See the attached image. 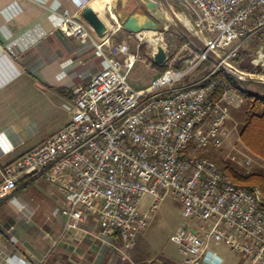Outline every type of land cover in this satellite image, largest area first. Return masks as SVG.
Returning <instances> with one entry per match:
<instances>
[{
	"label": "built area",
	"instance_id": "2783aa9c",
	"mask_svg": "<svg viewBox=\"0 0 264 264\" xmlns=\"http://www.w3.org/2000/svg\"><path fill=\"white\" fill-rule=\"evenodd\" d=\"M28 1L45 7L49 0ZM173 1L206 47L232 66L238 43L264 32V0ZM112 16L116 28L106 24L109 32L100 38L70 10H51L54 26L93 50L104 68L76 90L65 129L2 169L0 200L16 191L21 178L41 176L58 184L65 200V232L93 220L129 250L171 194L182 203L186 221L171 241L186 264H202L212 242L240 254L241 264H264L261 188L240 186L209 158L185 154L194 141L196 150L222 149L233 132L226 126L231 111L242 107L243 98L232 87L216 97L215 80L167 90L209 59L199 51L186 69L168 70L146 91L135 90L121 72L122 46L115 36L123 26ZM139 58L129 55L124 66L131 69ZM252 64L264 66V46ZM251 165L247 159V174Z\"/></svg>",
	"mask_w": 264,
	"mask_h": 264
},
{
	"label": "crops",
	"instance_id": "0c3cea01",
	"mask_svg": "<svg viewBox=\"0 0 264 264\" xmlns=\"http://www.w3.org/2000/svg\"><path fill=\"white\" fill-rule=\"evenodd\" d=\"M102 0H49L44 7L28 0H0V181L1 171L49 141L71 120L75 92L104 68L103 59L66 37L50 20L51 10H70L82 18L92 5L111 11ZM119 60L128 75L140 56L137 35L120 32ZM129 55H139L131 69ZM155 63V62H154ZM148 64V61H147ZM159 78L163 65L152 66ZM147 86L133 87L146 91ZM232 113L226 126L231 129ZM65 206L58 184L41 176L23 177L15 192L0 200V264H115L119 240L104 234L93 220L65 232ZM240 261L239 264H241Z\"/></svg>",
	"mask_w": 264,
	"mask_h": 264
},
{
	"label": "rangeland",
	"instance_id": "374dc122",
	"mask_svg": "<svg viewBox=\"0 0 264 264\" xmlns=\"http://www.w3.org/2000/svg\"><path fill=\"white\" fill-rule=\"evenodd\" d=\"M150 1L154 0H115L110 13L104 8L106 12L101 13L100 17L105 24L116 28L117 25H115L111 18L112 14L115 15L119 24L123 25L122 22L134 13L149 15L147 3ZM168 1L174 12L180 18L186 20L184 12L177 6L176 2L173 0ZM124 31V28H121L117 32L115 36L117 44L119 43L116 39L118 33ZM151 38H160L161 42L159 46L151 43ZM137 39L141 57L153 61V55L159 47H162L167 52V60L162 70L163 73L168 70L181 71L186 69L198 54L196 49L171 24L162 27L157 32H151V34L150 32H143L141 35H137ZM238 44L241 46L240 53L242 54L232 62L233 66L240 71L243 70L242 72L244 73L264 76V66H254L252 64V61L257 57V51L264 46V32L243 39ZM216 67L217 69L213 65H203L202 63L188 77L180 83L167 88V90L195 85L200 81H207L211 78L212 72L215 73L221 69L217 65ZM209 73L211 74L209 75ZM232 76L240 82L239 87L242 90L258 94L264 98V84L250 83L242 81L234 75ZM156 79L157 77L153 76L152 67L147 64L146 60L138 61L128 75L129 84L135 88L141 85L147 86L152 84ZM231 113V129L233 132L222 149L215 150L209 148L203 151L196 150V142L194 141L185 154L199 158L212 156L221 163H228L241 176H249L258 171H264V162L250 154L240 142V131L245 120L244 107L232 109ZM247 159L252 160L249 174H247L248 169L245 168ZM149 203V199H144L142 205L144 212L147 210ZM185 223L182 203L171 194H167L161 201L159 208L148 221L146 228L134 239L133 247L129 250L115 252V259L119 261V263L116 262L115 264H186L178 247L171 241V237ZM117 244L121 249H124L122 242ZM242 260V256L232 251L228 245L212 242L204 256L202 264H239Z\"/></svg>",
	"mask_w": 264,
	"mask_h": 264
},
{
	"label": "water",
	"instance_id": "95a60500",
	"mask_svg": "<svg viewBox=\"0 0 264 264\" xmlns=\"http://www.w3.org/2000/svg\"><path fill=\"white\" fill-rule=\"evenodd\" d=\"M149 15L134 13L130 15L122 26L125 31L134 35H141L143 32H157L166 25H173L177 31L191 44L197 51L208 55L219 68L229 75H234L242 81L250 83L264 84V76L244 73L234 66L226 63L218 54L210 51L204 42L186 25H184L178 15L172 9L168 0H154L147 3ZM169 17L170 20L167 18ZM82 18L93 28L98 37L103 38L109 30L101 19L100 15L94 11L90 5L84 8ZM167 60V52L162 48H157L153 55V61L157 65H163Z\"/></svg>",
	"mask_w": 264,
	"mask_h": 264
},
{
	"label": "trees",
	"instance_id": "16d2710c",
	"mask_svg": "<svg viewBox=\"0 0 264 264\" xmlns=\"http://www.w3.org/2000/svg\"><path fill=\"white\" fill-rule=\"evenodd\" d=\"M197 51V50H196ZM198 52V51H197ZM242 53L239 54V57ZM238 57V58H239ZM236 60V59H235ZM148 64L156 66L155 63L147 59ZM213 65L217 69L216 64L208 59L203 62V65ZM253 67V66H252ZM164 68V66H163ZM242 70V69H241ZM243 71V70H242ZM212 72L211 78L207 81H200L198 84L190 85L185 88H196L207 84L211 80L219 81V89L216 97H219L224 88L232 87L237 90L238 94L243 98L244 103L241 108L244 107V125L241 128L240 142L245 149L253 156L259 158L264 162V98L258 94L244 91L239 87V81L232 75L227 74L225 71L220 69L219 71ZM211 73H209L210 75ZM212 160L220 170L227 173L232 180L244 187L259 186L264 194V171H258L249 176H241L236 173L228 163H221L215 160L212 156L208 157ZM264 210V204H263Z\"/></svg>",
	"mask_w": 264,
	"mask_h": 264
},
{
	"label": "bare ground",
	"instance_id": "6f19581e",
	"mask_svg": "<svg viewBox=\"0 0 264 264\" xmlns=\"http://www.w3.org/2000/svg\"><path fill=\"white\" fill-rule=\"evenodd\" d=\"M104 3H111L110 4V7L112 8V6H113V3H114V1L115 0H102ZM90 7L94 10V11H96L99 15L102 13V11L103 10H97L96 8H94L92 5H90ZM109 13H110V10L108 11ZM113 16L112 17H115V15L114 14H112ZM178 18L180 19V21L184 24V25H186L187 27H189L188 26V22L186 21V20H184V19H182V18H180L179 16H178ZM168 20H170L169 19V17H168ZM145 33H147V32H145ZM150 34H151V32H150ZM153 34V33H152ZM150 36V35H149ZM150 42L151 43H153L155 46H159V43L161 42V39L160 38H151L150 39Z\"/></svg>",
	"mask_w": 264,
	"mask_h": 264
}]
</instances>
